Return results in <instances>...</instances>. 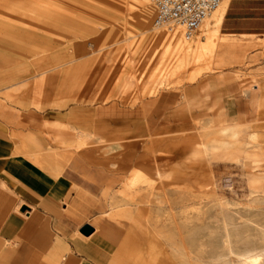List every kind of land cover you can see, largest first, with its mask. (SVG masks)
Segmentation results:
<instances>
[{
  "label": "rangeland",
  "instance_id": "obj_1",
  "mask_svg": "<svg viewBox=\"0 0 264 264\" xmlns=\"http://www.w3.org/2000/svg\"><path fill=\"white\" fill-rule=\"evenodd\" d=\"M225 4L230 7L232 0H223L221 8L187 40L180 28L154 27L152 0H0V97L4 100L44 111L48 107L47 74L66 65L67 75L77 79L86 75V85L93 93L88 102L117 99L136 107L147 97L159 101L161 123L138 126L135 134L99 128L98 137L87 136L73 146L102 147L98 156L91 161L87 158L90 163L133 167L132 172L117 175L121 189L113 197L111 213L139 209L150 225L169 227L173 234L177 231V240L186 238L194 253H202L203 258L221 250L223 214L231 216V221L233 216L232 228H242H233L236 253L261 249L264 244V200L260 201L264 172L261 189L251 188L257 172L246 166L249 159L264 162V35H228L222 27L217 42L210 43L207 37L215 31L214 20ZM177 33L185 46L174 41ZM85 56L88 59L80 62ZM22 82L27 85L21 89L1 92ZM108 88L112 93L105 98ZM214 103L222 105L215 113L210 112ZM223 108L238 118L237 125L214 122L223 118ZM233 126L236 138L223 134ZM197 144H222L226 150L191 162L189 153ZM60 146L66 144L60 142ZM110 149L117 155L111 157ZM18 206L8 210V217L19 215L27 220L25 212L31 209L18 210ZM242 231L256 237V242L252 240L251 245L242 240L239 244L238 238L247 236ZM124 232L118 238L114 264H174L159 240L151 242L130 233L124 245L127 228ZM55 233L60 236L62 231L56 228ZM26 245L18 238L0 240V264L31 261Z\"/></svg>",
  "mask_w": 264,
  "mask_h": 264
},
{
  "label": "crops",
  "instance_id": "obj_2",
  "mask_svg": "<svg viewBox=\"0 0 264 264\" xmlns=\"http://www.w3.org/2000/svg\"><path fill=\"white\" fill-rule=\"evenodd\" d=\"M225 16L220 34L223 27L228 35H264V0H232ZM67 71L64 65L48 72V107L44 111L22 108L0 97V240L11 237L26 242L24 250L30 247L32 259L25 264H114L118 238L125 235L126 228L124 245L130 233L151 241L132 222L139 218L136 208L111 213L113 197L121 189L117 175L132 172L133 167L90 163L87 158L91 161L104 149L73 145L87 136L98 137L95 132L99 128L134 133L138 126L159 124L162 109L152 97L136 107L117 99L88 102L93 93L86 85V75L77 79ZM23 83L1 92L21 89L27 85ZM56 89L58 95L54 96ZM110 93L108 88L105 98ZM25 100L28 105L30 99ZM221 106L214 103L210 112ZM224 110L223 118L229 116ZM60 142L66 146L61 147ZM110 151L113 157L116 153ZM15 205L18 210L31 209L24 210L27 220L19 215L8 217V210ZM141 221L143 230L151 228L144 213ZM85 225L94 229L90 236L80 232ZM56 228L62 231L60 236ZM159 241L162 244V238Z\"/></svg>",
  "mask_w": 264,
  "mask_h": 264
},
{
  "label": "bare ground",
  "instance_id": "obj_3",
  "mask_svg": "<svg viewBox=\"0 0 264 264\" xmlns=\"http://www.w3.org/2000/svg\"><path fill=\"white\" fill-rule=\"evenodd\" d=\"M223 3V2H222ZM222 3H221V5H220V7L219 8H221V6H222ZM230 3V2H229ZM227 7H228V4H225V5H223V7H222V9L219 11V13H218V15L216 16V18H215V23H214V27H215V31L213 32V34L212 35H209V37H207L208 39V41L210 42V43H213V44H215L216 42H217V37H218V32H219V28H220V26L222 25V23H223V21H224V14H225V11H226V9H227ZM218 8V9H219ZM218 9L216 10V11H218ZM215 11V12H216ZM214 12V13H215ZM213 13V14H214ZM212 14V15H213ZM211 15V16H212ZM154 16H155V9H154V15H153V23H154ZM210 16V17H211ZM209 18V17H208ZM207 18V19H208ZM206 19V20H207ZM205 20V21H206ZM205 21H204V23H205ZM203 23V24H204ZM210 24L209 23H207L206 24V28H208V27H210L209 26ZM175 29H179V28H174V29H171V30H175ZM182 30V29H181ZM211 30H213V29H210V31ZM183 31V30H182ZM207 32V31H206ZM184 33V32H183ZM173 37H174V41H176L177 42V44L179 45V46H181V47H183V46H185L186 45V41L182 38V36L181 37H179V35H178V33L177 34H174L173 35ZM204 37H206V35H204ZM186 38V37H185ZM193 38V37H192ZM192 38H190V39H188V38H186L187 40H191ZM203 38V37H202ZM229 107V106H228ZM224 112H225V114H226V112H228L227 111V109L225 108V110H224ZM217 121H221V124H223V123H228V122H232L234 125H237L238 124V118H234V117H232V116H227V115H225V117L224 118H217V119H214V122H217ZM213 122V123H214ZM210 124V123H209ZM211 125V124H210ZM218 131V130H217ZM216 132V131H215ZM214 132V133H215ZM223 134L224 135H227V136H230V137H233V138H236V136H237V128L236 127H230V128H227V129H224L223 131ZM210 133H212L211 131H210ZM223 135V136H224ZM228 138V137H227ZM202 140V139H201ZM236 147H237V145H236ZM229 148V147H228ZM226 150V148L222 145V144H212V145H210V146H205V145H200V144H197V145H195L194 147H192L191 148V150H190V153H189V155H190V160H191V162H192V160L193 161H196V160H199V159H201V158H204V157H206V156H208L209 154H212V153H216V152H220V151H225ZM208 157H210V156H208ZM206 160V159H205ZM201 161V160H200ZM210 161V160H209ZM190 162V163H191ZM246 166H247V168H249L250 170H252V171H254V172H257V174L254 176V181H253V183L251 184V188H257V189H261V187H262V178H261V173L262 172H264V162H260V161H255V160H253V159H249L248 161H247V164H246ZM158 172V171H157ZM263 174V173H262ZM207 185V184H206ZM209 187V186H208ZM204 188V187H203ZM205 188H206V186H205ZM212 194V193H211ZM249 195H251V194H249ZM258 197V196H257ZM255 198V197H254ZM263 198H264V196H263ZM261 199L260 198V201L262 200H264V199ZM252 200V199H251ZM250 201V200H249ZM248 201V202H249ZM257 201H259V200H257ZM217 202H219V201H217ZM216 202V203H217ZM264 202V201H263ZM221 203V202H220ZM223 203V202H222ZM255 204V203H254ZM260 204V203H259ZM264 204V203H263ZM262 204V205H263ZM225 205V204H224ZM224 205L222 206V207H224ZM256 205V204H255ZM258 205V204H257ZM261 205V204H260ZM217 206V205H216ZM250 206H253V205H250ZM259 206V205H258ZM218 207V206H217ZM221 208V207H220ZM254 208V207H253ZM258 208H260V207H258ZM224 209V208H223ZM223 209H221V210H223ZM256 209V208H255ZM165 210V209H164ZM167 210V209H166ZM169 210V209H168ZM257 210V209H256ZM260 210H261V208H260ZM250 211V210H249ZM136 212H137V214H138V219H132V222H133V224L134 225H136V226H138L139 228H140V230H141V232H144V234L145 235H147V236H149L150 237V239H151V241H155V240H160L161 238H162V244H163V246H164V250H165V256L168 258V259H170L171 261H173V262H175L176 264H264V244H263V246H262V248L261 249H255V248H251V249H247L246 250V248H245V250L244 251H241L240 253H236L235 252V250L236 249H234V246L236 245H233L234 244V240L236 239V237H234V234H233V230H235V229H233V228H235V227H239V226H233V228H232V221H233V216H232V221H231V219H229L228 217H226L227 216V214H223L222 216H223V218H222V220H221V223H222V231H223V236L221 237L222 238V243H221V245H218V246H221V250H219L220 248H218V250H219V252H217L216 250V252H217V254L215 255V253H214V251H212L211 253H214V254H212V255H208V257L207 258H203V257H201L200 255L202 254H200V255H196L195 253H194V250L195 249H192V247L191 246H189L187 243H186V241L185 240H187L186 238H185V240H181V241H179V240H177V238H176V236L175 235H178L177 234V231H174V232H176V234H173V232H171V231H169L168 229H169V227L166 229V228H155V227H153L152 225V228H147L146 227V229L145 230H143L142 229V218H143V213H142V211H140L139 209H136ZM220 212H222V211H220ZM219 212V213H220ZM224 213V212H223ZM225 213H226V210H225ZM248 213V212H247ZM251 213V212H250ZM222 214V213H221ZM220 214V215H221ZM237 214H239V213H237ZM236 214V215H237ZM220 215H219V217H220ZM242 215V214H241ZM243 215H244V212H243ZM250 215V214H249ZM252 215V214H251ZM256 215V214H255ZM246 216V215H245ZM240 217V216H239ZM253 217H255V216H253ZM256 218V217H255ZM257 218H259V217H257ZM217 219V218H216ZM247 219V218H246ZM260 219V218H259ZM218 220V219H217ZM252 220V219H251ZM262 220V219H261ZM261 220H258V221H261ZM220 221V220H219ZM248 221V220H247ZM246 221V222H247ZM253 221H255V219L253 220ZM156 222H158V221H156ZM251 222V221H250ZM264 222V221H263ZM253 223V222H252ZM259 223H261V222H259ZM218 224V223H217ZM257 224V223H256ZM262 224V223H261ZM168 225V224H167ZM235 225V224H234ZM250 225H254V223L253 224H250ZM165 226H166V224H165ZM171 226V225H170ZM218 226V225H217ZM217 226H216V228H217ZM241 226V225H240ZM246 226V228H247V225L245 224L244 225V227ZM258 226V225H257ZM260 226V225H259ZM264 226V225H263ZM242 227V226H241ZM249 227V226H248ZM254 227V226H253ZM156 229V232H153V230L155 231V229ZM176 228V227H175ZM209 228H211V227H206V229L208 230ZM212 228H214L213 226H212ZM240 228V227H239ZM252 227H250V229H251ZM260 228V227H259ZM262 228V227H261ZM205 229V230H206ZM240 229H242V228H240ZM247 229H249V228H247ZM249 229V230H250ZM262 229H264V228H262ZM207 230H206V232H207ZM210 230V229H209ZM212 230V232H214L213 231V229H211ZM215 230V229H214ZM237 230V229H236ZM253 230V229H252ZM261 230V229H260ZM185 231V230H184ZM262 231V230H261ZM260 231V232H261ZM211 232V231H210ZM218 232L219 231H217V234H218ZM237 232H239V231H237ZM237 232H236V234H237ZM208 233V232H207ZM216 233V232H215ZM219 233H221V231L219 232ZM241 233V232H240ZM249 233V232H248ZM257 233H259V232H257ZM210 234V233H209ZM214 234V233H213ZM217 234H215V235H217ZM242 234H243V231H242ZM261 234L262 235H264V230L261 232ZM211 235V234H210ZM215 235H213V236H215ZM222 235V234H221ZM244 235H247V233L246 234H243V236ZM249 235V234H248ZM244 236L243 238H238V242H240L239 244H243L242 243V240H243V242L244 241H246V243H248V244H250L251 243V245H252V240L253 239H255V238H252L251 237V235L250 236ZM219 236V235H218ZM237 236V235H236ZM242 236V235H241ZM254 236V235H253ZM259 236V235H258ZM180 237V236H179ZM187 237H189V236H187ZM216 237V236H215ZM233 237L235 238L234 240H233ZM208 238V237H207ZM206 238V239H207ZM218 238V237H217ZM257 238H259V237H257ZM209 239V238H208ZM212 239H214L215 240V238H213L212 237ZM264 239V238H263ZM210 240V239H209ZM219 240V239H218ZM237 240V239H236ZM256 240V239H255ZM255 240H253L254 242H256ZM260 240V239H259ZM206 241V240H205ZM211 241V240H210ZM220 241V240H219ZM189 242V241H188ZM214 242V241H213ZM237 242V241H236ZM237 242V243H238ZM261 242V241H260ZM194 243V242H193ZM199 243H201V242H199ZM212 243V242H211ZM215 243H217V244H220L219 242H215ZM245 243V244H246ZM256 244V243H255ZM204 245H206V244H204ZM194 246V245H193ZM208 246H210V242H209V245ZM208 246H206V247H208ZM212 246V245H211ZM247 246V245H246ZM255 246V245H254ZM197 247V246H196ZM205 247V248H206ZM213 247V246H212ZM237 247V246H236ZM238 247H240V246H238ZM243 247H244V245H243ZM242 247V248H243ZM257 247V246H256ZM259 247V246H258ZM204 248V247H203ZM203 248H201V249H203ZM211 248V247H210ZM214 248V247H213ZM208 250L207 251H209V248H207ZM212 249V248H211ZM216 249V248H215ZM199 250V249H198ZM198 250H196V251H198ZM202 251V250H201ZM206 251V252H207ZM237 251H238V249H237ZM210 252V251H209ZM208 253V252H207ZM210 253V254H211ZM206 255V254H205ZM205 255H204V257H205ZM232 256H236L237 257V259L236 260H233L232 261V259H231V257Z\"/></svg>",
  "mask_w": 264,
  "mask_h": 264
},
{
  "label": "built area",
  "instance_id": "obj_4",
  "mask_svg": "<svg viewBox=\"0 0 264 264\" xmlns=\"http://www.w3.org/2000/svg\"><path fill=\"white\" fill-rule=\"evenodd\" d=\"M154 27H174L183 30L186 38L197 34L204 21L221 5L223 0H152Z\"/></svg>",
  "mask_w": 264,
  "mask_h": 264
},
{
  "label": "water",
  "instance_id": "obj_5",
  "mask_svg": "<svg viewBox=\"0 0 264 264\" xmlns=\"http://www.w3.org/2000/svg\"><path fill=\"white\" fill-rule=\"evenodd\" d=\"M80 232L85 236H90L94 232V229L89 225H85L80 229Z\"/></svg>",
  "mask_w": 264,
  "mask_h": 264
}]
</instances>
